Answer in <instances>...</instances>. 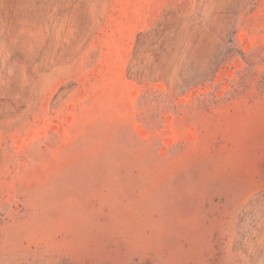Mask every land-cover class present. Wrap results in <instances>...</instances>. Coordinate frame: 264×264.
<instances>
[{
	"label": "rangeland",
	"instance_id": "rangeland-1",
	"mask_svg": "<svg viewBox=\"0 0 264 264\" xmlns=\"http://www.w3.org/2000/svg\"><path fill=\"white\" fill-rule=\"evenodd\" d=\"M0 264H264V0H0Z\"/></svg>",
	"mask_w": 264,
	"mask_h": 264
}]
</instances>
